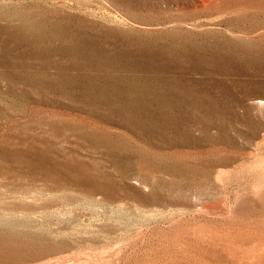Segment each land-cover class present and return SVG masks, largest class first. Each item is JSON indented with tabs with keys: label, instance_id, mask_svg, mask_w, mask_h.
Segmentation results:
<instances>
[{
	"label": "rangeland",
	"instance_id": "obj_1",
	"mask_svg": "<svg viewBox=\"0 0 264 264\" xmlns=\"http://www.w3.org/2000/svg\"><path fill=\"white\" fill-rule=\"evenodd\" d=\"M0 233L13 264H264V0H0Z\"/></svg>",
	"mask_w": 264,
	"mask_h": 264
},
{
	"label": "bare ground",
	"instance_id": "obj_2",
	"mask_svg": "<svg viewBox=\"0 0 264 264\" xmlns=\"http://www.w3.org/2000/svg\"><path fill=\"white\" fill-rule=\"evenodd\" d=\"M21 257V250L15 246V242L0 233V264H13Z\"/></svg>",
	"mask_w": 264,
	"mask_h": 264
}]
</instances>
